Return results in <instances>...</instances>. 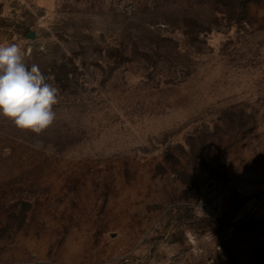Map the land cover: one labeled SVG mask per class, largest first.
I'll use <instances>...</instances> for the list:
<instances>
[{
  "label": "rangeland",
  "instance_id": "374dc122",
  "mask_svg": "<svg viewBox=\"0 0 264 264\" xmlns=\"http://www.w3.org/2000/svg\"><path fill=\"white\" fill-rule=\"evenodd\" d=\"M58 89L0 116V264H264V0H0Z\"/></svg>",
  "mask_w": 264,
  "mask_h": 264
},
{
  "label": "clouds",
  "instance_id": "9594fccd",
  "mask_svg": "<svg viewBox=\"0 0 264 264\" xmlns=\"http://www.w3.org/2000/svg\"><path fill=\"white\" fill-rule=\"evenodd\" d=\"M22 45L0 42V116L37 136L57 118L58 89L39 65L26 62Z\"/></svg>",
  "mask_w": 264,
  "mask_h": 264
}]
</instances>
